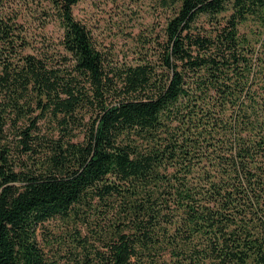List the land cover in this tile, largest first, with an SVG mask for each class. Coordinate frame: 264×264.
<instances>
[{"label": "trees", "instance_id": "trees-1", "mask_svg": "<svg viewBox=\"0 0 264 264\" xmlns=\"http://www.w3.org/2000/svg\"><path fill=\"white\" fill-rule=\"evenodd\" d=\"M79 1L0 0V264H264V0Z\"/></svg>", "mask_w": 264, "mask_h": 264}, {"label": "rangeland", "instance_id": "rangeland-1", "mask_svg": "<svg viewBox=\"0 0 264 264\" xmlns=\"http://www.w3.org/2000/svg\"><path fill=\"white\" fill-rule=\"evenodd\" d=\"M74 13L102 43L118 49L124 47L126 52L132 46L131 34L147 26L157 28L164 22L163 14L151 6V0H80ZM46 31L57 36L62 29L57 22H52Z\"/></svg>", "mask_w": 264, "mask_h": 264}]
</instances>
